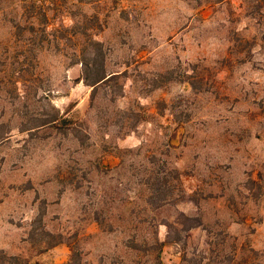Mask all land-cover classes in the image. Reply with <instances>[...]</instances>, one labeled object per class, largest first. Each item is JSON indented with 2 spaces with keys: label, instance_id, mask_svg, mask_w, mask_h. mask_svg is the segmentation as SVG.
I'll return each instance as SVG.
<instances>
[{
  "label": "rangeland",
  "instance_id": "1",
  "mask_svg": "<svg viewBox=\"0 0 264 264\" xmlns=\"http://www.w3.org/2000/svg\"><path fill=\"white\" fill-rule=\"evenodd\" d=\"M93 41L119 74L95 90ZM72 248L264 264V0H0V264Z\"/></svg>",
  "mask_w": 264,
  "mask_h": 264
},
{
  "label": "trees",
  "instance_id": "2",
  "mask_svg": "<svg viewBox=\"0 0 264 264\" xmlns=\"http://www.w3.org/2000/svg\"><path fill=\"white\" fill-rule=\"evenodd\" d=\"M93 50L91 54H82L80 55V59L77 62L82 67V76L79 78L80 82H84L85 85H87L90 88H95L101 86L102 84L110 83L119 78L118 73H109L107 71L106 65H105V56L103 53V45L100 42L93 41L92 42ZM72 120L65 118L64 116H58L55 117L54 120H52V123L54 124H63L67 125L71 123ZM154 188H152L153 193L151 194V200L150 203L153 205V210H156L158 208H161L165 203H167V195L169 189V181L167 179H161V178H155ZM171 193V192H170ZM185 195V194H184ZM154 196V197H153ZM180 218H184V224H187L189 222H193L190 226H185L188 230H192L195 228H198L202 225L201 221L197 220L196 218L188 217L184 213H180ZM99 215L96 218V221L98 223H102L99 220ZM103 224V223H102ZM157 243H160L158 240V237H156ZM62 243V242H60ZM55 245H58L55 244ZM137 247V245H136ZM73 249L72 259L70 263L68 264H81V257L78 253V250L75 248ZM10 259L14 260L13 264H29L27 261L23 262L20 261L17 257H11ZM39 264V263H36Z\"/></svg>",
  "mask_w": 264,
  "mask_h": 264
}]
</instances>
